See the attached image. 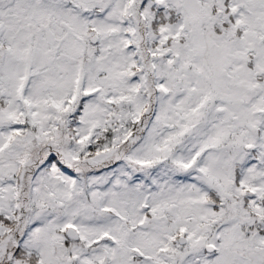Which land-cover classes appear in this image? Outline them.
<instances>
[{
  "label": "snow or ice",
  "instance_id": "6c2138e0",
  "mask_svg": "<svg viewBox=\"0 0 264 264\" xmlns=\"http://www.w3.org/2000/svg\"><path fill=\"white\" fill-rule=\"evenodd\" d=\"M0 264H264V0H0Z\"/></svg>",
  "mask_w": 264,
  "mask_h": 264
}]
</instances>
